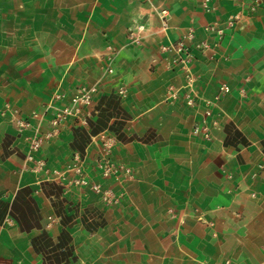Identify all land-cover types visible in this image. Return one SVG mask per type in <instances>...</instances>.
<instances>
[{
  "label": "crops",
  "instance_id": "0c3cea01",
  "mask_svg": "<svg viewBox=\"0 0 264 264\" xmlns=\"http://www.w3.org/2000/svg\"><path fill=\"white\" fill-rule=\"evenodd\" d=\"M201 1L0 0V264H264V8ZM162 11L172 43L193 30L190 88L160 51ZM89 86L87 124L67 118L34 171L33 132L6 109L28 117ZM207 108L208 140L191 135ZM101 137L131 180L95 172ZM74 155L87 186L71 184ZM94 183L123 191L119 204Z\"/></svg>",
  "mask_w": 264,
  "mask_h": 264
},
{
  "label": "built area",
  "instance_id": "2783aa9c",
  "mask_svg": "<svg viewBox=\"0 0 264 264\" xmlns=\"http://www.w3.org/2000/svg\"><path fill=\"white\" fill-rule=\"evenodd\" d=\"M211 0H202L201 6L205 12H212L213 8L209 5ZM232 2L238 7L243 5L248 6L251 13H254L258 8H264V0H232ZM247 2V3H246ZM160 20V32L163 34L165 42L160 48L163 53L172 54L175 58L181 71L184 74L186 80V86L192 87L194 82V75L191 71V55L188 52L186 46L187 42L193 39V30L187 29L186 32L181 36L178 43L174 44L170 41L167 32L169 25L167 22L166 12L162 11L159 15ZM239 22V16L232 15L228 19V23ZM142 27H138L139 32ZM212 30L211 28H206L205 31ZM128 38L133 43H139V38L135 37L133 32H129ZM95 86L81 87L78 88L75 93L69 98L68 105L63 107H54L53 105L48 106L45 111L38 113L33 112L28 117H21L12 112L9 108L6 109V113L10 120L16 125L18 131L31 130L33 136L26 139V157L25 161L32 165L34 171H41L44 167V161L39 157L40 148L43 140H49L53 138L57 133L58 129L62 126L67 118H74L75 121L81 125L85 126L87 124V118L90 116L89 107L92 102V96L95 93ZM228 92V87L221 86L220 94H225ZM119 95L124 96L126 91L124 88L118 90ZM63 98V96H56V99ZM197 99V98H195ZM206 105H213L210 102L203 101ZM194 103L192 98L187 99V104L191 105ZM50 113V117L45 118L46 115ZM211 116V111L209 108L204 110V117L200 125H194L191 129L192 136L202 135L206 140L210 138L211 128L216 127L214 121L207 122L206 119ZM47 120L49 126L52 128L51 131L40 133L39 127L42 121ZM35 122V124H34ZM100 149L98 151V158L94 167L95 172H97L101 179L110 180L116 183H120L125 180L132 179V171L123 164L114 162L111 159V151L113 140L108 137H101L99 140ZM73 164L68 168V172L73 174V179L71 184L75 186H87L88 181L86 179V174L83 169V159L80 160L76 155L73 156ZM92 191L97 194L100 200L106 206L117 205L123 196V191L114 194L109 189L103 188L100 184H91Z\"/></svg>",
  "mask_w": 264,
  "mask_h": 264
},
{
  "label": "rangeland",
  "instance_id": "374dc122",
  "mask_svg": "<svg viewBox=\"0 0 264 264\" xmlns=\"http://www.w3.org/2000/svg\"><path fill=\"white\" fill-rule=\"evenodd\" d=\"M149 8L152 9V6H149ZM159 11H161V10H159ZM152 12H153V14H154L156 11L153 9ZM138 27H141V26L139 25ZM138 27H137V28H138Z\"/></svg>",
  "mask_w": 264,
  "mask_h": 264
}]
</instances>
